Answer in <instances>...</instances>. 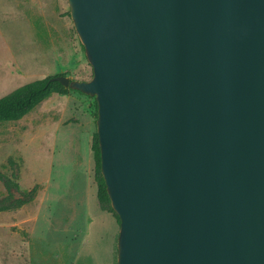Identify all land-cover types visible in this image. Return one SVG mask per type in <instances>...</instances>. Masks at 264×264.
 I'll use <instances>...</instances> for the list:
<instances>
[{"label":"water","instance_id":"water-1","mask_svg":"<svg viewBox=\"0 0 264 264\" xmlns=\"http://www.w3.org/2000/svg\"><path fill=\"white\" fill-rule=\"evenodd\" d=\"M67 2L117 264H264V0Z\"/></svg>","mask_w":264,"mask_h":264},{"label":"rangeland","instance_id":"rangeland-1","mask_svg":"<svg viewBox=\"0 0 264 264\" xmlns=\"http://www.w3.org/2000/svg\"><path fill=\"white\" fill-rule=\"evenodd\" d=\"M97 112L94 96L70 89L0 122V264H117L120 223L98 198Z\"/></svg>","mask_w":264,"mask_h":264},{"label":"crops","instance_id":"crops-1","mask_svg":"<svg viewBox=\"0 0 264 264\" xmlns=\"http://www.w3.org/2000/svg\"><path fill=\"white\" fill-rule=\"evenodd\" d=\"M64 7V0H0L1 96L53 75H88Z\"/></svg>","mask_w":264,"mask_h":264},{"label":"trees","instance_id":"trees-1","mask_svg":"<svg viewBox=\"0 0 264 264\" xmlns=\"http://www.w3.org/2000/svg\"><path fill=\"white\" fill-rule=\"evenodd\" d=\"M74 32L76 33V31H74V29L72 28L73 35H74ZM79 45L83 53V57H86L84 46L81 43V41L79 42ZM55 76H58V75H53V76H49L46 78L37 79L30 83L24 84L20 86L19 88L15 89L10 94L1 97L0 98V122L19 120L22 117H24L26 114H28L30 111H32L42 101L50 97L52 94L64 93L65 90L71 89V88L64 87L58 81H51V78ZM97 109H98V104H97ZM97 117H98V112H97L96 118ZM93 147H94L96 162H97L96 181L98 184V198H99L100 204L103 209L112 212L120 223V218L111 205V200L107 192L105 180L101 172V155H100L99 138H98L97 132L95 133V141H94ZM23 202L24 200L18 201L19 204ZM4 208H5L4 206H0V210Z\"/></svg>","mask_w":264,"mask_h":264}]
</instances>
